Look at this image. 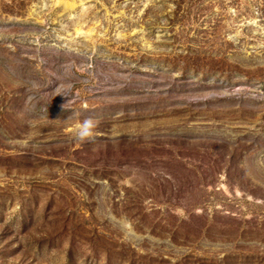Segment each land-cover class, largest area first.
Segmentation results:
<instances>
[{"label": "rangeland", "instance_id": "rangeland-1", "mask_svg": "<svg viewBox=\"0 0 264 264\" xmlns=\"http://www.w3.org/2000/svg\"><path fill=\"white\" fill-rule=\"evenodd\" d=\"M0 264H264V0H0Z\"/></svg>", "mask_w": 264, "mask_h": 264}, {"label": "clouds", "instance_id": "clouds-1", "mask_svg": "<svg viewBox=\"0 0 264 264\" xmlns=\"http://www.w3.org/2000/svg\"><path fill=\"white\" fill-rule=\"evenodd\" d=\"M68 103V102H67ZM66 103V104H67ZM65 109V104L62 105ZM81 113L71 111V115L68 116V120L71 119H79ZM98 125V121L93 118H84L79 120V123L76 125L74 129V138L79 142H90L95 136V129Z\"/></svg>", "mask_w": 264, "mask_h": 264}]
</instances>
